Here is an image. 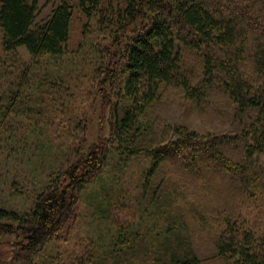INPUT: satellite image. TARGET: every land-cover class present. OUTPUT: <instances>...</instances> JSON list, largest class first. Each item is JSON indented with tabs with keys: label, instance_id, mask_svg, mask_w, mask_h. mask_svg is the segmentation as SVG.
I'll use <instances>...</instances> for the list:
<instances>
[{
	"label": "trees",
	"instance_id": "obj_1",
	"mask_svg": "<svg viewBox=\"0 0 264 264\" xmlns=\"http://www.w3.org/2000/svg\"><path fill=\"white\" fill-rule=\"evenodd\" d=\"M39 2L0 0V172L12 158L26 159L37 177L30 210L0 205V248L4 238L16 239L11 261L0 252V263L35 264L112 161L138 159L151 166L135 202L142 219L154 221V264H202L184 246L189 225L174 208L184 191L214 202L196 211L205 222L209 214L221 222L217 257L264 264V0H63L37 22ZM76 9L88 21L83 37L94 30L103 37L90 48L97 89L87 96L103 99L99 126L106 131L94 142L63 62ZM168 92L227 119L223 132L157 126ZM165 171L175 178L156 181ZM144 226L118 230L119 246L128 245L125 264L147 255L152 231Z\"/></svg>",
	"mask_w": 264,
	"mask_h": 264
},
{
	"label": "rangeland",
	"instance_id": "obj_2",
	"mask_svg": "<svg viewBox=\"0 0 264 264\" xmlns=\"http://www.w3.org/2000/svg\"><path fill=\"white\" fill-rule=\"evenodd\" d=\"M61 1L63 0H40L37 22L46 21ZM71 1L76 4V0ZM86 22H88L86 17L82 16L76 9L71 27L72 42L68 48L70 55L66 56L63 62L68 65L66 70L73 79L70 83L75 93L74 98L72 97L73 103L77 110L82 111L83 117L88 120L90 142H94L106 131H103V128L99 126V117L105 114L102 109L103 99L95 100L92 98L93 100H91L87 96L89 92H92L91 95H95L97 89L91 72L96 63H93L90 48L92 43H102L103 37L94 30L90 31L84 38ZM92 25L95 26L96 24L92 23ZM83 39L87 41L80 49L79 46L83 44ZM18 52L23 63L31 61L32 58L26 49H20ZM173 93L168 92L163 104L158 106L156 115L160 120L157 126H165L168 129L169 125L179 126L182 124L191 126L194 130L199 129L201 132L218 127L219 133L223 132L221 129H224L225 124H228L227 119L201 113L191 106L184 97H179L177 93L175 95ZM110 116H107L106 123L102 122V127L103 125L109 127ZM7 125L9 127V123ZM3 146V144L0 146V155L5 151ZM5 165L2 168V173L0 172V205L19 213L30 210L34 197L32 195L35 186L33 182L37 178L35 171L26 159L20 161L12 158ZM150 169V162L148 164V162L138 159L124 166L118 164V159L112 161L99 180L92 182L82 192L79 202L72 210V219L57 240L46 245L40 252V255L35 259V264H125L126 259L122 257L124 255L123 249L128 248V245L123 248L119 246L117 236L120 227L131 222L133 226H138L140 223L145 225L143 229L152 231V234L151 239L148 238L144 241L149 247L148 251L146 250L147 255L143 256L140 261L135 260V262L128 263L154 264L156 261L154 248L158 246L157 239L154 240L152 237L154 221L147 217L142 219L139 204L135 202L137 198L142 197L141 187L145 180L144 176ZM165 172V175L160 174L159 177H156V181L160 182L165 177L168 178V181L175 178V175L172 174L167 177V171ZM39 179L41 178L39 177ZM13 183L20 184L18 191L12 189ZM184 192L185 197L179 198V203L174 205L177 212L179 210L184 212L189 225L188 230L183 234L184 246L193 248L199 254L202 264H232L223 257H217L213 249L217 232L221 229V222L210 214H207L208 221L205 222L196 211L197 207L203 210L204 205L208 203L214 207V202L208 201L206 203V199H200V197L203 198L202 195L197 197V192ZM159 225L158 227L161 229L164 226L163 224ZM15 241L16 239L13 237L3 239L4 245L0 248V252L3 253L2 260L11 261V243ZM138 245L145 246L142 242ZM118 252L121 253L120 256H117Z\"/></svg>",
	"mask_w": 264,
	"mask_h": 264
}]
</instances>
